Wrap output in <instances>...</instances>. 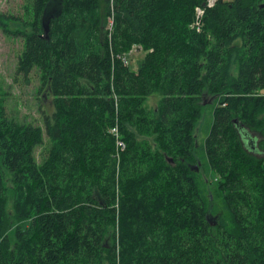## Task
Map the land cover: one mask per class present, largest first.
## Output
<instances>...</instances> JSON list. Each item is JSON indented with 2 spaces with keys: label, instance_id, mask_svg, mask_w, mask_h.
I'll use <instances>...</instances> for the list:
<instances>
[{
  "label": "trees",
  "instance_id": "16d2710c",
  "mask_svg": "<svg viewBox=\"0 0 264 264\" xmlns=\"http://www.w3.org/2000/svg\"><path fill=\"white\" fill-rule=\"evenodd\" d=\"M204 3L28 0L16 73L53 112L21 122L0 96V264H264V157L238 132L264 144V0Z\"/></svg>",
  "mask_w": 264,
  "mask_h": 264
},
{
  "label": "rangeland",
  "instance_id": "374dc122",
  "mask_svg": "<svg viewBox=\"0 0 264 264\" xmlns=\"http://www.w3.org/2000/svg\"><path fill=\"white\" fill-rule=\"evenodd\" d=\"M27 2L28 0H0V14L11 16L6 20L8 32L0 28V96L5 99L6 112L11 118L43 127V114L50 115L53 112L52 96L49 94L48 88L42 85L36 70L32 71L28 78L16 73L17 58L22 50L23 37L12 32L17 29L22 30L23 19H28ZM55 10L56 8H52V12ZM135 49L128 56V65L133 70L137 67L138 59L144 55V51ZM232 72H236L235 66ZM262 92L264 93V90ZM158 98V94L148 97L146 100L147 107H154ZM211 119V109L206 107L203 110L197 134L199 144L204 141L206 127ZM45 145L42 144L36 148L35 154L38 161H40L39 155L44 151ZM197 172L201 179L205 176L208 178L212 176L210 172L201 169H198ZM202 186L206 189L208 185L203 183Z\"/></svg>",
  "mask_w": 264,
  "mask_h": 264
},
{
  "label": "flooded vegetation",
  "instance_id": "af4514ba",
  "mask_svg": "<svg viewBox=\"0 0 264 264\" xmlns=\"http://www.w3.org/2000/svg\"><path fill=\"white\" fill-rule=\"evenodd\" d=\"M252 131V130H251ZM239 132V137L241 140V143L243 144V146H245L246 148H248L247 150L259 157H264V144L261 145L260 147V141L263 139V136L255 131L251 132V136H256V141L253 143L251 136L249 135L250 129H248L246 126H244L243 124L241 126H239L238 129ZM261 143H263V141H261ZM255 146H257V149L255 148ZM195 170L197 171L198 168L195 167ZM209 220L212 218L211 216H209Z\"/></svg>",
  "mask_w": 264,
  "mask_h": 264
},
{
  "label": "built area",
  "instance_id": "2783aa9c",
  "mask_svg": "<svg viewBox=\"0 0 264 264\" xmlns=\"http://www.w3.org/2000/svg\"><path fill=\"white\" fill-rule=\"evenodd\" d=\"M214 2H215V0H206V3H204V4H207L208 6H211V5L214 4ZM203 13H204V8L203 7L197 6L195 8V21H194V25L196 26L197 30H199L200 25H202V20L201 19H202ZM110 22H111V20H110ZM134 48L135 47H133L131 49V51ZM122 60H123V62L125 64L128 63V58H127V55L126 54L122 56ZM111 132L116 136V138H117L116 143L120 146V149L123 150L124 143H123L122 140L119 139V134H118V131H117V127L116 126L113 127L112 130H111Z\"/></svg>",
  "mask_w": 264,
  "mask_h": 264
},
{
  "label": "water",
  "instance_id": "95a60500",
  "mask_svg": "<svg viewBox=\"0 0 264 264\" xmlns=\"http://www.w3.org/2000/svg\"><path fill=\"white\" fill-rule=\"evenodd\" d=\"M49 6V5H48ZM48 6H46V9H45V12H44V16H49V15H51L52 13V8H54V4H51V6H50V8L48 7ZM51 13V14H50ZM49 18V17H48ZM43 26L44 27H46V24H45V22H44V18H43ZM45 31H47V29L45 30ZM204 103H206V102H204ZM213 217H216V215H213ZM207 219H209V218H207ZM212 226L213 225H215L216 224V220H214V221H212L211 223H210Z\"/></svg>",
  "mask_w": 264,
  "mask_h": 264
}]
</instances>
